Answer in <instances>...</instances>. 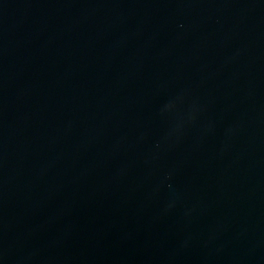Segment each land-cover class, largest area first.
Masks as SVG:
<instances>
[{"label":"water","instance_id":"1","mask_svg":"<svg viewBox=\"0 0 264 264\" xmlns=\"http://www.w3.org/2000/svg\"><path fill=\"white\" fill-rule=\"evenodd\" d=\"M0 264H264V0H0Z\"/></svg>","mask_w":264,"mask_h":264}]
</instances>
